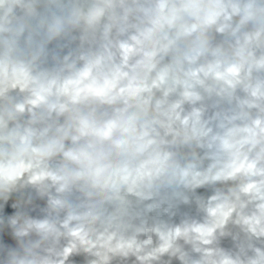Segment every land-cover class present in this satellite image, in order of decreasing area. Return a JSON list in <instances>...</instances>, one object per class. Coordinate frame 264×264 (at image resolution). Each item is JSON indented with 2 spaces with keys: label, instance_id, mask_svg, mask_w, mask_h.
<instances>
[{
  "label": "clouds",
  "instance_id": "clouds-1",
  "mask_svg": "<svg viewBox=\"0 0 264 264\" xmlns=\"http://www.w3.org/2000/svg\"><path fill=\"white\" fill-rule=\"evenodd\" d=\"M0 264H264V0H0Z\"/></svg>",
  "mask_w": 264,
  "mask_h": 264
}]
</instances>
